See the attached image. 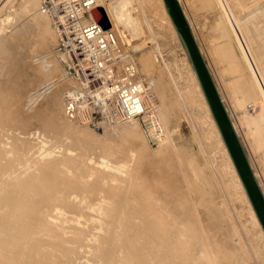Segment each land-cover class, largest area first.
<instances>
[{"label": "rangeland", "instance_id": "rangeland-1", "mask_svg": "<svg viewBox=\"0 0 264 264\" xmlns=\"http://www.w3.org/2000/svg\"><path fill=\"white\" fill-rule=\"evenodd\" d=\"M20 1L21 0H0V26H2L3 23H5L7 21L8 13L11 12V10H13L15 13H19V14L23 13L24 5L26 6V4L28 3V0H25L24 2H22L23 0L21 1L22 4L24 3V5H22L20 3ZM183 1H184L183 2L184 6L187 7L186 10H187L188 14L190 15L191 20L194 21L192 23L194 24V27H195L194 28L195 29L194 30L195 34L197 36L198 42L200 43V46H202V48H204L203 49L204 56H205L207 62L210 61V62H208V65L210 66V69H211V71L213 73V76H214L215 80H217L216 83L218 82L217 84H218V86L220 88L221 95L225 96V97L223 96L224 100L227 99L225 101V103H226L227 106L229 105L228 108H229L230 113L232 114V116L234 118L233 121H234L235 124L237 123V125H238V127L240 129L241 136H242L246 146H248L247 143H249V145L251 146V148L248 146V149L250 151V155L252 157L253 163L256 164V165L260 164V167L261 166L264 167V163L262 162L263 161L262 160L263 159V154L260 155V154H258L256 152L257 151L256 147L263 146V148H264V141L261 139V132L262 131H263V137H264V125L258 126L257 127V133H255L256 132V127L255 128L251 127L249 125V123H245V122L242 121V118L240 116V111L242 110L243 106H242L241 102H237V99H241V97L238 96V94L240 92H238V93H236L235 95L232 96L231 93H230L231 91L229 89V86H227V85H229V82L233 83L235 81L236 77L229 76L228 73H226V72H224L225 76L221 74V70H222L221 67H223V65H221V64L223 62H220L219 58H216V56L218 57V55L215 52H213L214 51L213 49H214V47H216V44H217V46H222V47H225V45H226V43H224V41H222V42L225 45L224 44L222 45L221 42H220L221 40L218 41V39H214V38H218L217 37V32L219 30V25H217V23H218L219 20L216 21L218 16H219L218 9L215 6V4L211 5V4L206 3L203 0H183ZM229 2L231 3L233 10L235 12L240 13L241 14L240 17L242 19H244V20L246 19L245 21L250 23V25L252 27V31L254 32V34H253L254 40L252 41V43L254 45L253 51L255 52V56L257 57L260 65L262 66V69L264 71V16H263L264 15V10H262V9H264V7H263L264 6V0H229ZM205 4L206 5L208 4L207 5V10L205 9L206 7L203 6ZM132 5L134 6L135 11L143 10V11H146V13L147 12H151V13L155 14L154 17L151 20H149V21H147V20L145 21L144 19L138 20L137 23H136L137 24L136 25V30L137 31L135 30L134 33H131L130 35H128L125 38L126 41L127 40H132V42L130 44V47L133 48L134 50H136V52H137V58H138L139 65H140L141 70H142V75H143V77H144V79L146 81V87H147V89H146V102H147V105H146V111H145V113L142 116L131 118V119H128V121H127V120H122L123 117L121 115H119V113L117 112V110H116V108L114 106H110L107 110L106 109L105 110L104 109L103 110L102 109L93 110L92 108L88 107L85 104V101L83 99L84 97L82 95V91H81L80 85H79V87H77V86L76 87H71L70 83H73V81L69 80V82H68L66 79L63 78V77H65L64 75L61 76L62 77V78H60L61 81H60V79H58L59 82L57 81V79H53L54 80V82H53V80L51 81L48 78H45L44 81L42 82L43 84L47 85V84L53 82L54 85L55 84H59V87L60 86H62V87L59 88L57 91H54L55 92V93L53 92L54 94L52 93L53 94V96H52L53 98H49L50 97L49 96L46 99L42 98V100L38 99L37 101H33V103L29 104L30 106L27 105L29 107V110H28V107L24 106L25 104L23 105V103H19V105H17L18 104L17 101H19L21 99V97L19 98V94H20V96H22V94L24 93V89H25V87L23 85H20V83H18V82H20V79L25 77V76H29L30 79L31 78L35 79L34 78L35 76L32 75V74H31L32 76L30 74L27 75L26 74L27 73L26 70H24V69L22 70V68H19L18 70L20 72L17 70L18 72L15 71V72L11 73L9 78L4 81V83L5 82L6 83L8 82V83L7 84L5 83L6 85L4 84L5 88L4 87L1 88L2 89L1 93L3 95V102H5V106H7V104H8V106L4 107V104H3V108H4L3 112H7V111L9 112L10 110H12V111L15 110V112H13L14 116L13 115H9L10 117H8V112L3 116V117L7 116V117L4 118L5 122H4V120H1V121H3L5 123L6 127L0 121V128H1L0 130H2V132L0 131V137H1L0 138V142L4 143V144L0 143V147H2L1 148L2 150L3 149L6 150L5 148L9 149L12 146H15L13 144H16V143H13V142H16L18 140L20 141V140H22L21 137H25V136L28 139H30V144L31 143L32 144L35 143V144H34V146L31 144L32 148L30 147L28 151H22L23 155L20 154V152H18V151H17L18 153L15 152L16 153L15 156L17 155L16 158H19L20 160L16 159L15 156L12 157V151L8 152L9 154L6 153V155H5V157H7V158L9 157V160H10L9 161L10 162L9 165L10 164L11 165L10 166L8 165L7 169L4 168V170L5 169L6 170L5 171L2 170V173H0L1 174L0 175V180L3 179V178L5 179V181L9 179L8 182L6 181V183H5L4 180H2L1 183L2 184L5 183L6 186L3 187L2 189L0 187V189L2 190V191L0 190L2 192V193L0 192V208H1L0 210H2L0 212V223H1V221H3L1 223L3 228H2V226H0L1 227L0 228V231H1L0 235L2 234L1 236H7V235H4V234H8L9 233L10 229H8L9 228L8 226H10L9 223L12 221L11 219L13 218V217H11L12 215L10 216L9 214H6V217L4 216L5 213H6V209H7L8 212H10V210H12L11 209L12 207H13V209L15 207H17L16 208V212H18L17 210H19V211L21 210L19 208H21L20 206H22V205H20V204H22L23 202L20 203L19 199H14V198L12 199V197L11 198L9 197L12 194L13 195L15 194V196H16V194L18 192H20V190L14 189V187L17 185L16 180H19V181L21 179L24 180V178L26 179V177L32 176L31 173H33V176L29 177V179L31 181H33L31 178H34L35 176L37 178H39V177L42 178V179L35 178L36 180L34 181V183L35 182L36 183H40V182L42 183L43 181H45V179L47 180V178H51L52 179L51 182L55 181V184L54 183H50V181L48 180L49 183L52 184V185L49 186L50 189L48 188V190H47L48 192H46V193H51V194H54L55 196H61L62 199L64 198L65 200L71 201V202H75V201L78 202L79 200L80 201L85 200V201H82V202L79 201L80 205L82 203L81 208L80 207L78 208L76 205H71V207L69 206L70 208L74 207V208H72V210L70 208L66 207V209H69L71 212L65 209V211H67L68 214L69 213L72 214V213L76 212L75 213L76 214L75 215L76 216L75 217V222H73V223L72 222H66L67 221L66 220L67 219L66 215L63 216L61 219H58V220L52 218L54 220H53V222L52 221L50 222L51 226H53V224H54V226H55V224L57 225L56 222H59L60 224L62 222L63 225L62 224L61 225H62L63 228H59L60 231H62L63 229H65V230L68 229L67 233H66L67 236H66V234L64 235V238L68 239V243L66 245L65 244H63V245H64V247L67 246L69 248L66 247L67 250L65 251L64 250L65 248L63 247L62 244L59 243L58 240L55 241V240L51 239L54 242L55 245H58V244L60 245L58 247L57 246H53L54 244L52 242H51V244H45L46 247L43 246L44 243H40V242L38 243L37 242L38 243V244L36 243L37 244V246H36L37 249L38 250L40 249V251H42L41 249H43V251L46 252L47 249H44V248H48V251L46 253H47V255H50V256H47L46 254H43L44 252H40V251H38L35 248L36 251L33 250V252L35 254L40 252L41 254L38 253V256H36L32 252V256H34V260H35L36 263H34V260H33V263H31V264H41V263L42 264H44V263L45 264H49V263L50 264H54L55 262L53 260H55V261L58 260L55 264H57V263L58 264H86V263L87 264H103L102 260L97 259L95 257L96 256L95 252L99 253V251H97L95 248L93 249L92 246L95 247V245H91V244H95V240H97V238H99L100 236H102V235L103 236L110 235L111 232L115 236V238H117L116 240L119 242L121 240L120 238H122L123 235H124L123 231L126 230V229L125 230H123V229L125 227H127V226H130V224H132V223L141 224L142 221L144 222L148 218H151V220L153 222H155L157 219L159 220L161 218L160 214H163L162 212H165L164 215L168 214V216H169L172 211H175V209H177V205H176L177 202L174 203L175 200L173 201L170 198H166L167 199L166 200V199H164L165 197L164 198L162 197V200H165V201H163V202L157 201L158 200L157 198H159V200H161V196H162V194H160L162 192L159 191L160 188H161L160 186H162L161 191H162L163 188L164 189H168V188L169 189H171V188L175 189L174 187H178V189H181V191L183 189L184 190L183 192H185L187 190L184 194H185L186 200L188 199L189 203H187L188 201H186V203L188 204V205H186L187 206L186 209L188 211L185 210V212H186V214L187 213H189V214H188V218H187V215L184 212L183 216L180 214L181 216H178L176 219H178L179 217L180 218L182 217L181 218L182 221L184 219L186 221V222L184 221L185 223L183 222L182 224H186L187 223V224H189V226H187V227H191L192 226L190 229H193L192 231H186V233L188 232V233L191 234L192 238L190 237L189 234H188L189 237L188 236L185 237L186 236L185 233L184 234L183 233L180 234V232H182L183 230L182 231L180 230V232H179V236L180 237L182 235H184L183 237H185V238L181 237L182 239H185V240L187 239L188 240V238L189 239L191 238L190 241L188 240L189 241L188 246H186L188 248L182 247V249L184 248V250L187 249L186 252H184L182 250L183 253H187L188 250L189 251L195 250L194 251L195 254L193 256L190 255L191 257L189 256L190 259L189 258L186 259V261H187L186 263H188L189 260L190 261L191 260H195L197 264H199V263L202 264V262H203L202 260H204V261L207 260L206 262L210 261L209 264L210 263L211 264L212 263L215 264V262H216V264H221V263H223V264H264V242H263L264 239H263V236L261 235V233H260V231L258 229L259 227L257 226L254 218L252 217V213H251L250 207H248L249 203H248V201H247V199H246V197L244 195V192L242 190L241 185H239L240 183L238 182V180H237V178H236V176L234 174V171H233V168H232L231 163L229 161L228 155L226 154L225 150L223 149L222 142H220L218 136L216 135V131L214 129V126H213V124H211L212 122L209 121L210 117H209V114H207L208 112H207V109H206V105H205L204 99L202 100L200 95H199V89L197 87L195 79L193 78L190 65L188 64V62L186 60V56H185V54H184V52L182 50L180 42L177 39L175 31L173 30V27L170 24V21L168 20L167 13L162 10V7L160 5L159 0H134V4H132ZM208 6H210L211 8L208 7ZM212 6L214 8H212ZM17 8L18 9L21 8V9L18 10ZM210 9H212V10H210ZM210 11L211 12L213 11L214 13L211 14ZM260 11H262L263 13L260 12ZM93 13H94V11H93ZM147 14H148V16H150L149 13H147ZM215 17H217V18L215 19ZM214 24L218 28H216L214 26ZM211 30L213 32H215L216 35L214 33H212ZM261 30L263 32H261L259 34V31H261ZM2 39L3 38L0 37V40H2ZM211 51L213 52V54L211 53ZM210 53L212 54L211 56H210ZM217 59H218L219 63L217 62ZM67 63H68V60H67ZM211 64H212V67H211ZM68 68H70L71 71L73 72L71 61H70V66H69V63H68ZM46 79H47V81H46ZM62 79H64L65 81L64 80L62 81ZM220 79H221V81H220ZM14 82H15L16 86L13 85L14 87H12L11 84L14 83ZM63 82H64V84H63ZM17 86H19L20 89ZM70 87H71V89H70ZM222 87H223V90H225V89L227 90V91L225 90L226 92L224 91L225 94H223V92H222L223 91L221 89ZM225 87H227V88H225ZM72 88L74 90H76V91H74ZM76 88L79 89V90H77ZM15 89H17V90H15ZM5 90H7V91L5 92ZM22 90H23V92H22ZM25 91H26V89H25ZM11 92H12V95H11ZM27 94L28 93H26L25 95H27ZM227 94L229 95V97H228ZM16 95H17L18 98H16ZM6 96H8V98L11 97V96L12 97L15 96L14 97V101L15 102L13 101V99L11 97V98L8 99V103H7ZM58 97H60V98H58ZM230 98H231L232 101L230 100ZM4 99H6V100H4ZM58 99H59L60 104L63 105L64 107H61V106L57 105L58 103H56V102L58 101ZM235 99H236V104H235ZM10 100L13 101V102H11ZM242 100H243V97H242ZM62 101H63L64 104H62ZM227 101L229 102V104H228ZM164 102H165V104H164ZM14 104H16V105L13 108L12 106H14ZM20 104H21V106H20ZM38 105H40V107H42L43 110H42V108L38 109V107H37ZM166 105H167V107H166ZM16 106H17V109H16ZM31 106L34 107V109L37 107L35 109V111L37 110L36 113L38 111H40V110L42 111V112L40 111L41 115H39L40 114L39 112H38V114L35 113V115L38 116V118L40 117V119H36V116L34 115L35 111H34L33 108H31ZM21 108L23 109L22 111H21ZM31 109H33V110H31ZM18 110H20V111H18ZM24 110H25V112H24ZM27 110H28V112H27ZM12 111H10V112H12ZM110 111H112V113H113L112 116L109 114ZM16 112H19V114H20L19 117L17 116L18 113L16 114ZM31 112H33V113L31 114ZM43 112L45 114H43ZM94 112H96V113H94ZM25 113H28V114L30 113L29 114V118H31L32 120H29L27 118V119H24L22 121V119L25 118L23 115L28 117ZM106 113H108V114H106ZM144 115L145 116L147 115V116L145 117ZM11 116L13 118L14 117L17 118L18 121L16 120V118H14L16 120V124L14 123L15 121H14V119ZM20 116H23V117H20ZM30 116L34 117L35 120H33L34 118H32ZM43 116H45L46 118H44ZM47 116H49L51 118H49ZM148 116H149L150 119H148ZM168 116H169V118H168ZM208 117H209V119H208ZM43 119H46V120H43ZM147 119H148L149 122L147 121ZM6 120L8 122H6ZM51 120L52 121L54 120L53 123H55V125L53 123H51L53 125L50 124ZM24 121H26L28 123L25 122L26 123L25 124ZM42 121L44 122V124H43ZM150 121H152V123ZM153 122L155 124H153ZM242 122L244 124H242ZM13 123H14V125H16V127L13 126ZM17 123H18V125H17ZM21 123L23 125H25V127L27 129L26 128H22L21 127L22 126ZM47 124L50 127L53 126V128L55 130H53V128H50V127L46 126ZM57 124H58V126H57ZM61 124H62V126H61ZM142 124H145V125L142 127ZM19 125H20V127H18ZM119 125H122L124 127L122 128V126L120 127ZM9 126H11L12 130L7 128ZM58 127H60V128H58ZM125 127H127V129ZM152 127H153L154 130L152 129ZM5 128H7L8 131H10V132L4 133V130H5V132L7 130ZM143 128L145 130H143ZM24 129H26V130H24ZM140 129H142V130L140 131ZM150 129H152V131ZM21 130H22V132H21ZM126 130H128V131H126ZM253 130H255V132ZM23 131H27V132L25 133ZM162 131H164V133ZM11 132L13 134H11L10 137H9L8 135ZM130 132H131V134H130ZM158 132H159V135H157ZM17 133H18V136L20 135L19 137L17 136ZM151 133L155 134V136H153ZM13 135H15V136H13ZM129 135H131V136H129ZM245 135H246V137H245ZM150 136H152V137H150ZM4 137H5V139H4ZM93 137L95 138V141H94V144H92V146H91V143H92L91 142V138H93ZM123 137H124V139H123ZM126 137L128 138L129 141L127 140ZM130 137L132 138L131 140H130ZM139 137H141V138H139ZM102 138H103V140H102ZM79 139H80V141H79ZM5 140H6V142H5ZM106 140H107L108 143L109 142L111 144L115 143L116 147H119V143H120V148H119L117 154L120 152L119 155L123 154V157L125 156V158L123 159L122 156H121L122 157L121 158L120 156H118L116 154L117 155V156L115 155L116 157L113 156V158H114L113 161L114 162L117 161L116 164H119V162L120 163H124L123 167L125 169H122V168L120 169L122 174H124V175H126L127 173H128L127 175H129V173L131 174V171L129 169L132 170L133 166H135L136 164L138 165V163H136V162L138 161L139 158H141L139 156L143 155L144 157H146L148 159V161L150 159L153 160V163L151 162L152 163L151 165H153V166H151V169L154 168V170H152V172L154 171L153 173H155V174H153L151 172V169L148 168V170L150 169V171H148L149 172L148 176L150 177V180H151V177H152V180H154V179L162 176V177L158 178L157 180H154V181L151 180L152 182H154V185L152 184L153 189L150 186L149 187L143 186V187H145V188H143L141 184H140L141 186L137 184L138 180H136V178H137V175L139 173L133 171L134 170L133 169L132 172L133 173L135 172L136 178L135 179L134 178H130V182L128 180V182H129L128 185H129V189L130 190L127 189L128 191H126L125 193L121 192V195L125 194V196H126V194H127L126 198H128L129 202H128L127 199H125V200L122 199L123 202H121L122 200H120V199L122 197L121 198L119 197L120 198L119 201L122 203V205H123L124 201L127 202V203L125 202L124 205L125 204H128V205H125V206L123 205V207H121V205L119 206V204L117 205V203L116 204L112 203L113 206L110 204V209H109L110 215H107L109 213H106L105 215H103L98 210L100 208L99 205L101 204V202L103 203V201L106 198V197H104L105 194L107 195V192L102 190L103 188L105 189V186L104 187H99L98 186V188H100V189H98V188H96L97 186L94 187V185H91V183H92L91 181H93L95 179V177H94L95 175H92V174H90L88 172V170H89L88 166L89 165H97V163H95V162L97 160H101V157L103 155H108L109 157H111L110 156L111 154H107V153L102 151V145L104 144V142L106 143ZM142 140H143V142H142ZM8 141H9V143H8ZM256 141L258 142V144L255 146ZM10 142L13 143V144H11ZM87 142H88V144H87ZM97 144H98V146H97ZM122 144H125V145H122ZM138 144H141V147ZM129 145H131V146H129ZM132 145H133V147L134 146H138V149L135 147L137 150L135 148H133L134 150L133 149L128 150V148H130V147L132 148ZM167 145H169V147H166ZM37 148H40V149H37ZM139 148H140V150H139ZM163 148H164V151H163ZM168 148L172 150V154L173 155L172 154L171 155L173 157L171 155H168L171 152V150H169L170 152L168 153ZM42 150L44 152H42ZM126 150H127V152H126ZM137 151L140 152V153H138ZM141 151L144 152V153H142ZM102 153H105V154H102ZM19 154L21 156H19ZM99 154H101L102 156H100ZM146 154L147 155L150 154V155L147 156ZM31 155H33V159H32ZM69 155H71L72 158ZM46 156H49V157H46ZM58 156H59V158H58ZM64 156L66 158H64ZM136 156H137L138 159H135ZM158 156H159V158H157ZM39 157H40V159H39ZM76 157H77L78 160L76 159ZM93 157L96 158V159H94ZM119 157H120V159H119ZM163 157L164 158L173 159V160L175 159L174 162L176 163L175 164L176 167L172 168L173 169L172 170V169H170V166H168V171H167V163H168V161L166 162V160L163 159ZM170 157H172V158H170ZM26 158L28 159V161H26ZM46 158L48 160H51V161L53 159L56 160L55 161L56 163L61 164L60 167L65 165L64 167H62L63 169L62 168H58L61 171H59L58 169H56L58 171L55 170L56 174L58 175L57 177H56L55 171L54 172L52 171L54 174L50 170L48 171V169H49L48 165L46 166V167H48V169L47 168H38V167H40V165H39L40 163L39 162H41L42 160H45L46 163L50 162V161H47ZM56 158H58V159H56ZM79 158L81 159V161H79L80 160ZM14 159H16V160H14ZM35 159H37L38 161L35 160ZM126 159H128V161L130 159V161H129L130 163ZM58 160H60L61 163ZM3 161H5V160H3ZM11 161H14V162L11 163ZM15 161H17L18 164ZM18 161L20 162V164H19ZM64 161H66V163ZM72 161H73V163H72ZM74 161H75L76 164L74 163ZM78 161L80 163H78ZM156 161H158V162L156 163ZM160 162H162V163L164 162V165L166 163L165 167L161 166L162 164ZM70 163H72V164H70ZM22 164H24V165H22ZM130 164H132V166ZM156 164H159L160 169H157L156 166H158V165H156ZM70 165H72V166H70ZM82 165L84 167L86 166L87 170ZM126 165L128 166V168L126 167ZM13 166H15V168ZM79 166H81V168ZM23 167H25V168H23ZM82 167H83V169H82ZM77 168L80 171L82 170L81 172H83L85 170L83 172L84 175L81 174V172H78L79 170ZM39 169H41V170H39ZM260 169L264 170V168H260ZM8 170H9L10 173L9 172L7 173ZM128 170L130 172H128ZM39 171L41 173L44 172L43 173L44 175L42 174L43 177L40 176L41 174H40ZM47 171L51 172V173H48ZM169 171H173L171 175H169V173H170ZM3 172H6V174H4ZM85 172L87 174L89 173L90 175L89 174L86 175ZM158 172H160V173L163 172V173L161 175L159 173V175H160L159 176ZM166 172H168V174H166ZM34 173H35V175H34ZM63 173L64 174L66 173V174L64 175ZM150 173H152L153 176H155V177L153 178V176ZM2 174H3V177H2ZM36 174H40V175L37 176ZM73 174H75V176ZM175 174H176V176H175ZM66 175H68V176H66ZM44 176H46V177H44ZM53 176H55L56 178H54ZM60 176L62 178L64 177L62 181L59 180V178L62 179ZM71 176H72L73 179H71ZM13 177H14V179H13ZM15 177H17V178H15ZM19 177H20V179H19ZM67 177H70V178H67ZM175 177H177V179ZM262 177H263V181H262L263 183L262 184L264 185V175ZM43 178H44V180H43ZM76 178H78V179H76ZM87 178H89V179H87ZM53 179H55V180H53ZM68 179H70V181L72 180L71 182L75 181V183L73 182L71 184V182ZM10 180H12V181L10 182ZM37 180L38 181L41 180V181L38 182ZM77 180H79L80 182L77 181ZM19 181H18V184H20ZM68 181L70 183H68ZM86 181H88V182L86 183ZM164 181H165V183H166V181L168 183L164 184ZM203 181H205V182H203ZM77 182H79V186H81V187L78 188V183ZM169 182H170V184H169ZM11 183H13V185ZM14 183H16V184L14 185ZM63 183H64V186H63ZM56 184H58V185L56 186ZM67 184L69 186L70 185L71 186L69 187ZM75 184H76V186H75ZM89 184L91 185V187L93 186L94 189L93 188L91 189ZM123 184H124V181H121V183L119 182L118 185L122 186ZM133 184H134V186H133ZM155 184L157 186L159 185L158 186L159 190L156 189L157 186ZM54 185H55L56 188L58 187L57 191H56V188L53 187ZM72 185L75 186V187L73 188ZM165 185L167 186V188H166ZM60 186H62V187H60ZM154 186H155V189H154ZM51 187L55 191L52 192ZM59 187L61 189H59ZM68 187H69V189H67ZM200 187L203 188V189H200ZM70 188H71V191H70ZM149 188H150V190H149ZM72 189L79 190V192H80V189H81V192L83 191V193L81 194V192H80V194L78 195L76 192H74V190L72 191ZM88 189H89V194L90 195H88ZM144 189H145V192H144ZM49 190H51V191H49ZM66 190H67V192H65ZM94 190H96V191H94ZM120 190L123 191L124 190L123 187L122 188L120 187ZM146 190H147V192H146ZM152 190H153V195L151 197L152 193H148V192H151ZM155 190H158V191H156L157 193L155 192ZM201 190L206 191V194L204 192H202ZM68 191L70 192V194H69ZM138 191L140 192V194L136 195L135 193H137ZM21 192L19 194H21ZM94 192H96V194ZM142 192H144L146 194H143ZM201 192H202V194H201ZM65 193H67V194H65ZM91 193H92L93 197L91 196ZM103 193H105V194H103ZM155 194H156V196H154ZM158 194H160L161 196H159ZM200 194H201V196H200ZM129 195H130V197H129ZM142 195H144V196L142 197ZM157 195H158V197H157ZM186 195H188V196H186ZM5 196L8 198V200L7 199L4 200V198H6ZM72 196L73 197L75 196V197L73 198ZM88 196H90V198ZM99 196L100 197L103 196V197L100 198ZM145 196H147V197H145ZM80 197H81L82 200L80 199ZM98 197H99L100 201H99ZM75 198L78 199V200H76ZM91 198H92V201L94 202L93 205H92V201L90 200ZM102 198H104V199H102ZM130 198H133V199L131 200ZM203 198H204V200H203ZM6 200H7V202H6ZM14 200L17 201V206H15L16 202ZM106 200H110V202H114V203H115V201H117V200L113 201L110 198L106 199ZM133 200H134V202H133ZM144 200H148V201H146V203L149 202V201L152 202V203L151 202H149V203L152 204L153 210L151 209V207L150 208L146 207L147 210H148V213H147L146 208H143L144 206L139 207L140 205H143L145 203ZM11 201H13V203ZM136 201L139 202V205H136V204H138V202L136 203ZM141 201H143V202H141ZM84 202L87 205L83 204ZM153 202H155L156 204L153 203ZM158 202L163 203V206H164V204H165V206L167 204V203H164V202H168V204L170 203L169 204V209L166 211L165 209H163L162 204H160ZM8 204H10L12 206H10ZM151 204H150V206H151ZM158 204H160V206ZM168 204H167V207H168ZM83 205L86 206V207H83ZM91 205H92V207H91ZM97 206L99 208H97ZM111 206L112 207L116 206L117 208L116 207L115 208L118 211L121 210V212H122V213L119 212L117 215H115V216H122V217H120L117 220L118 222H116L115 218L112 217V216H114V213L117 212V211H116L115 208L111 209L112 208ZM156 206H158V207H156ZM170 207H171V209H170ZM54 208H58L56 210H59L60 207L55 206ZM77 208L79 209V211H78ZM118 208H120V209H118ZM133 208H135V209H133ZM141 208L146 210V212L144 210H141ZM154 208L155 209L159 208L160 210L162 208L163 211L161 210L162 212L160 213L159 209L157 211V210H154ZM22 210H25V211L23 212ZM22 210H21L20 213H23V214L27 211L26 208H24V207L22 208ZM170 210H172V211H170ZM210 210L215 211L217 214L214 213L213 211H210ZM14 211H15V209H14ZM111 211H113V212H111ZM142 211H143V213H142ZM149 211L150 212L152 211L153 212L152 214H154V215H155V211L158 214H156L154 216L151 213H149ZM208 211H210L211 216L208 213ZM217 211H219L220 213L217 212ZM166 212H167V214H166ZM205 212H206L207 215L204 214ZM211 212H213V213H211ZM1 213H3V214H1ZM52 213L55 214V211L54 212L52 211ZM97 213H98V215H97ZM131 213L133 214L134 217L131 215ZM119 214H122V215H119ZM146 214L147 215L150 214L152 216L149 215V217H148ZM173 214H176V213L174 212ZM192 214H193V216H192ZM214 214L216 215V217H215ZM1 215H2V218H1ZM129 215H131V217ZM141 215H144L145 217H143ZM20 216H21V214H20ZM190 216H192V217H190ZM213 216L215 218H217V219H214ZM156 217H158V218H156ZM183 217H184V219H183ZM5 218H7V219L9 218L8 219L9 223L7 222V220H5ZM76 218H79V219L76 220ZM110 218H112V220ZM21 219L23 220L24 218H21ZM213 219H214V222H213ZM55 220H56V222H55ZM78 220H80V221H78ZM113 220H115V221H113ZM215 220H217V223H216ZM112 221L115 224V226H114L115 228L112 227L113 228L112 231H108L107 230V232H106L105 229H106V226H107L108 222H112ZM126 221H127V223H126ZM128 221H129L130 224L128 223ZM174 222L177 223L176 221H174ZM74 224L78 228L80 227V233H81V236H79V240L77 238L75 241L72 239L73 230H74V226L73 225ZM6 225H8V226H6ZM66 225H68V226H66ZM84 225H86V226H84ZM109 225H110V223L108 224V227H109ZM122 225L124 226L123 228H122ZM176 225H178V224H176ZM176 225L175 224L174 225H169L170 227L169 226L168 227L170 229H174L175 228L173 231L176 233V231H175V230H177L176 229L177 228ZM103 226H105V227H103ZM178 227H180V226H178ZM5 228H7L8 230H6ZM197 228H199V229H197ZM1 229H4L3 230L4 232ZM36 230H37V232H39L40 228H36ZM69 230H71V232ZM75 230H76V228H75ZM91 231H92V233H90ZM98 233L99 234L101 233V234L99 235ZM225 233H226V235H225ZM35 235H36L37 238L40 237L39 239L41 240L40 233L39 234L36 233ZM140 235H141V239L142 240H140ZM140 235L137 234V236H136L137 239L133 240V238H131L132 240L130 239V241H137V242H135V244L137 245V243H138L137 247H139V245H140L141 247H139V248L140 249L142 248L141 249L142 251H144V250L146 252H150L151 251L150 254L158 252V250L155 251L153 246L150 245V243H149L150 241L149 240L151 238L148 239V238L144 237V235H142V234H140ZM227 237H229V239ZM37 238L35 240H37ZM143 238H145V239H143ZM146 239H147V241H146ZM69 240H72V241L70 242ZM80 240H82V241H80ZM85 241L86 242L88 241L87 244H86ZM138 241H140V242H138ZM55 242H57V243H55ZM147 243H149V244H147ZM112 244L113 243H111V246H110L109 249H111V247H112V249H116L118 247L117 245H115V247L113 248ZM49 245H50V247H48ZM77 245L78 246L80 245V246L78 247ZM194 245L196 246V248H198L197 250H199L197 253L198 254H202V255L196 254L197 250H196ZM129 246H130V244H129ZM191 246H192V248H191ZM53 247H54V249H53ZM56 247L58 249H56ZM76 247H78V248H76ZM193 247L195 249H193ZM190 248H191V250H190ZM215 248H216V250H215ZM60 249H62V252H61ZM69 249L70 250L72 249L71 250L72 252H70ZM17 250L22 251L23 248H19ZM59 250H60V253H59ZM50 251H52L54 253H51ZM182 251H180V252L182 253ZM200 251H202V252L199 253ZM73 252L75 254H71ZM77 252H79V254ZM85 252L87 254H89V255L85 254ZM16 254L12 258L13 260H16V261H14V263L15 264H22V261H23L22 257L18 256L19 253L17 255ZM82 254H84V255H82ZM209 254H210V257H209ZM58 255H61L60 257H63V258L60 259ZM207 257L210 258L209 261H208ZM39 258H41V259H39ZM64 258H66V259H64ZM205 258H206V260H205ZM147 259H148L147 257H143L142 261L145 260L144 261V262H146L145 264H148L147 263ZM39 260H41V261H39ZM48 260H50V261H48ZM60 260H62V261H60ZM68 261H70V262H68ZM144 262H143V264H144ZM153 262H154V260L152 261V263ZM191 262H194V261H191ZM191 262H190V264H192ZM206 262L204 264H207ZM114 263H116V262H114ZM194 264H195V262H194Z\"/></svg>", "mask_w": 264, "mask_h": 264}, {"label": "bare ground", "instance_id": "bare-ground-1", "mask_svg": "<svg viewBox=\"0 0 264 264\" xmlns=\"http://www.w3.org/2000/svg\"><path fill=\"white\" fill-rule=\"evenodd\" d=\"M22 1V0H21ZM20 1V3L22 4V2H24L25 0H23L22 2ZM103 1V3H101V5L102 6H104L105 7V11H106V17L107 16H109V18L111 19V22L116 26V28H118V33H119V36H120V38H121V40L123 41V43L126 45V46H130V44L129 43H126V40H125V38L128 36V35H130L131 33H134L135 32V30H136V23H137V21L138 20H140V19H144L145 21L147 20V21H149V20H151L153 17H154V15L155 14H153V13H151V12H147V13H149V15L150 16H148V14L146 13V11H143V10H140V11H135V8H134V6L132 5V4H134V0H102ZM181 1V3H182V5H183V7H184V10H185V12H186V14H187V16H188V18H189V20H190V23H191V25H192V28H193V30H195L194 28V24L192 23V22H194V21H192L191 20V18H190V15L188 14V12H187V10H186V8L187 7H185L184 6V1L183 0H180ZM203 1H205L206 3H208V4H211V5H213V4H215V6L217 7V9H218V14H219V16H218V18L217 17H215V19L217 18V20L216 21H218V23H217V25H219V30H218V32H217V37L218 38H214V39H218V41L219 40H221L220 42H221V44L223 45L224 43H226V45H225V47H222V46H217V44H216V47H214V51L213 52H215L217 55H218V57L216 56V58H219V60H220V62H223L221 65H223V67H221L222 68V70H221V74L222 75H224L225 76V73L224 72H226V73H228V75L229 76H232V77H236L235 78V81L232 83H230L229 82V85H227V86H229V89H230V93H231V95L233 96V95H235L236 93H238V92H240L239 94H238V96H240L241 97V99H237V102H241V104H242V110L240 111V116H241V118H242V121L243 122H245V123H249V125L251 126V127H256V132H255V130H253L255 133H257V127L258 126H262V125H264V71H263V69H262V66L260 65V63H259V61H258V59H257V57L255 56V52L253 51V47H254V45H253V43H252V41L254 40V38H253V34H254V32L252 31V27H251V25H250V23L249 22H246L244 19H242L241 17H240V13H238V12H235L234 10H233V8H232V5H231V3L229 2V0H203ZM27 2V1H26ZM159 2H160V5H161V7H162V10L164 11V12H166L167 13V15H168V20L170 21V24L172 25V27H173V30L175 31V34H176V36H177V39H178V41L180 42V44H181V47H182V50H183V52H184V54H185V56H186V60H187V62H188V64L190 65V68H191V71H192V75H193V78L195 79V81H196V84H197V87H198V89H199V95H200V97H201V99L203 100L204 99V102H205V105H206V109H207V114H209V117H210V119H209V117H208V119H209V121H211L212 123L211 124H213V126H214V129H215V131H216V135L218 136V138H219V140H220V142H222V145H223V149L225 150V152H226V154L228 155V158H229V161H230V163H231V166H232V168H233V171H234V174H235V176H236V178H237V180H238V182L240 183L239 185H241V187H242V190H243V192H244V195H245V197H246V199H247V201H248V203H249V206L248 207H250V210H251V213H252V217L254 218V220H255V222H256V224H257V226L259 227L258 229H259V231H260V233H261V235L263 236V239H264V230H263V228H262V225H261V223H260V221H259V219H258V217H257V215H256V212H255V210H254V208H253V206H252V204H251V201H250V199H249V197H248V194H247V192H246V189H245V187H244V184H243V182H242V180H241V178H240V175H239V173H238V171H237V169H236V167H235V165H234V162H233V160H232V158H231V156H230V153H229V151H228V148H227V146H226V144H225V142H224V140H223V138H222V135H221V133H220V130H219V128H218V125H217V123H216V121H215V119H214V117H213V115H212V112H211V110H210V107H209V104H208V102H207V99H206V97H205V95H204V92H203V90H202V87H201V84H200V82H199V80H198V77H197V75H196V72H195V70H194V68H193V65H192V63H191V60H190V58H189V56H188V52H187V50H186V48H185V46H184V44L182 43V40H181V38H180V36H179V34H178V32H177V30H176V28H175V26H174V23H173V21H172V19H171V17L169 16V14H168V12H167V10H166V7H165V3H164V0H159ZM255 3V2H254ZM143 4V3H142ZM207 4V5H208ZM258 4V3H257ZM22 5H24V3L22 4ZM146 5V4H145ZM149 5V4H148ZM207 5L205 4V5H203V6H205L206 8V10H207ZM21 6V5H20ZM202 6V7H203ZM208 7H210V6H208ZM264 7V6H263ZM211 8V7H210ZM212 8H214L213 6H212ZM258 8V7H257ZM18 9V8H17ZM19 9H21V8H19ZM18 9V10H19ZM104 9V8H103ZM209 9V8H208ZM15 10V9H14ZM210 10H212V9H210ZM214 10V9H213ZM262 10H264V9H262ZM17 11V10H16ZM205 11V10H204ZM217 11V10H216ZM211 12V11H210ZM260 12H262V11H260ZM212 13H214L213 11L211 12V14ZM263 13V12H262ZM14 14V15H13ZM216 14V13H215ZM94 15V14H93ZM263 15V14H262ZM214 16V15H213ZM216 16V15H215ZM264 16V15H263ZM95 18V17H94ZM108 18V17H107ZM156 18V17H155ZM212 19V18H211ZM248 21V20H247ZM212 23V22H211ZM214 23V22H213ZM216 24V23H215ZM215 24H214V26H215ZM213 26V27H214ZM1 28H0V37H2L3 39L2 40H0V121L1 120H4V118L5 117H7V116H5V117H3L7 112H3V104H4V107H7L8 106V99L9 98H11V97H9L8 98V96H6V98H7V106H5V102H3V95H2V93H1V91H2V89L1 88H3L4 87V84L6 83H4V81L6 80V79H8L9 78V76L11 75V73H13V72H15V71H17L19 68H22V70L24 69V70H26V74L28 75V74H32V75H34L35 77V79H30L29 78V76H25V77H23V78H21L20 79V82H18V83H20V85H23L24 87H25V89H26V91H25V89H24V93L22 94V96H20V94H19V98L21 97V99L19 100V101H17L18 102V104L17 105H19V103H23V105L24 106H27V105H29V104H31V103H33V101H37L38 99H41L42 100V98H44V99H46V98H48L49 96V98H53L52 96H53V94L55 93L54 91H57L59 88H61L62 86H60L59 87V84H53V82H54V80L53 79H57V81H58V79H60V78H62L61 76H65V77H63L64 79H66L68 82H69V80L70 81H73V83H70L71 84V87H79V85H80V87H81V91H82V86H81V83L77 80V78L75 77V75H74V73L71 71V67L70 68H68V63H69V66H70V59H69V55H68V53H67V51L66 50H64L61 46H60V42H59V39H58V35H57V33H56V31L54 30V28H53V26H52V24H51V21H50V19H49V17H48V15H47V13H46V10H45V8H44V4H43V1L42 0H28V3L26 4V6L24 5V9H23V13H21V14H19V13H15L13 10H11V12H9L8 13V16H7V21L5 22V23H3V25L2 26H0ZM138 27V26H137ZM216 28H218L217 26H215ZM214 30V29H213ZM137 31V30H136ZM212 31V30H211ZM195 32V31H194ZM261 32H263L262 30L261 31H259V34L261 33ZM212 33H214L215 34V32H213L212 31ZM213 34V35H214ZM196 35V34H195ZM216 35V34H215ZM197 37V36H196ZM214 37V36H213ZM216 37V36H215ZM222 41H224V43L222 42ZM214 42V41H213ZM217 42V41H216ZM200 44V43H199ZM220 44V45H221ZM201 47V49H202V51H203V49L204 48H202V46H200ZM211 47V46H210ZM209 47V48H210ZM209 52V51H208ZM213 52L211 51V53L213 54ZM203 53H204V51H203ZM210 53V56L212 55ZM215 55V54H214ZM207 57V56H206ZM214 57V56H213ZM208 58V57H207ZM215 58V59H216ZM214 59V58H213ZM67 60H68V63H67ZM209 60V59H208ZM137 62H138V65H139V61H138V58H137ZM208 62H210V61H208ZM217 62L219 63V61H218V59H217ZM217 64V63H216ZM139 67H140V65H139ZM210 67V66H209ZM211 67H212V64H211ZM21 70V71H22ZM19 71V70H18ZM17 71V72H18ZM140 71H141V74H142V70H141V67H140ZM219 71V70H218ZM20 72V71H19ZM215 72V71H214ZM220 73V72H219ZM20 74V73H19ZM213 74V73H212ZM216 74V73H215ZM218 74V73H217ZM31 75V76H32ZM220 75V74H219ZM221 75V76H222ZM143 76V75H142ZM216 76V75H215ZM218 76V75H217ZM220 76V77H221ZM16 77V76H15ZM219 77V78H220ZM12 78V77H11ZM45 78H48L49 80H53V82H51V83H49V84H47V85H45V84H43L42 82L44 81V79ZM64 79H62V81L64 80ZM217 79V78H216ZM231 79V78H230ZM16 81V80H15ZM46 81H47V79H46ZM60 81H61V79H60ZM65 81V80H64ZM217 81V80H216ZM220 81H221V79H220ZM11 82V81H10ZM59 82V81H58ZM8 83V82H7ZM6 83V84H7ZM218 83V82H217ZM222 83V82H221ZM5 84V85H6ZM63 84H64V82H63ZM62 84V85H63ZM66 84V83H65ZM224 84V83H223ZM12 85V87H14V86H16V84H15V82L14 83H12L11 84ZM14 85V86H13ZM68 85V84H67ZM218 85V84H217ZM221 85V84H220ZM226 85V84H225ZM224 85V86H225ZM22 86V87H23ZM222 86V85H221ZM220 86V87H221ZM223 86V87H224ZM18 88H19V86H17ZM71 87H70V89H71ZM219 87V86H218ZM223 87L221 88L222 90H223ZM5 88V87H4ZM67 88V87H66ZM225 88H227V87H225ZM7 89V88H6ZM20 89V88H19ZM73 89V88H72ZM77 89V88H76ZM13 90V89H12ZM11 90V91H12ZM15 90H17V89H15ZM14 90V91H15ZM74 90V89H73ZM77 90H79V89H77ZM219 90H220V88H219ZM226 90V89H225ZM225 90H223L222 92H223V94H225V92L227 91H225ZM7 90H5V92H6ZM67 91V90H66ZM74 91H76V90H74ZM73 91V92H74ZM225 91V92H224ZM229 91V90H228ZM10 92V91H9ZM13 92V91H12ZM12 92H11V95H12ZM22 92H23V90H22ZM21 92V93H22ZM54 92V93H53ZM64 92V91H63ZM221 92V91H220ZM15 93V92H14ZM13 93V94H14ZM17 93V92H16ZM26 93H28L27 95H25ZM53 93V94H52ZM59 93V92H58ZM8 94V93H7ZM6 94V95H7ZM17 94V95H18ZM57 94V93H56ZM17 95H16V98H18L17 97ZM63 95V94H62ZM228 95V94H227ZM10 96V95H9ZM58 96V95H57ZM224 96V95H223ZM222 96V98H223V100H224V97ZM14 97L15 96H13L12 97V99H13V101H14ZM63 97V96H62ZM61 97V98H62ZM83 97H84V95H83ZM228 97H229V95H228ZM242 97H243V100H242ZM58 98H60V97H58ZM63 99V98H62ZM84 99V101H85V104L88 106V107H90V108H92L93 110H97V109H95L96 108V106H95V104H94V102H92L91 100H90V97H84L83 98ZM4 100H6V99H4ZM18 100V99H17ZM227 100V99H226ZM226 100H224V102L226 101ZM230 100H231V98H230ZM11 101V100H10ZM13 101H11V102H13ZM66 101V100H65ZM232 101V100H231ZM10 102V103H11ZM15 102V101H14ZM40 102V101H39ZM228 102V101H227ZM36 103V102H35ZM56 103H58L57 105H59V106H61V107H64L63 105H61L60 104V102H59V99H58V101L56 102ZM231 103V102H230ZM37 104V103H36ZM39 104V103H38ZM62 104H64L63 103V101H62ZM66 104V103H65ZM164 104H165V102H164ZM226 104V103H225ZM228 104H229V102H228ZM235 104H236V99H235ZM13 105V104H12ZM11 105V106H12ZM15 105L16 104H14V106H12L13 108L15 107ZM22 105V106H23ZM42 105V104H41ZM204 105V106H205ZM20 106H21V104H20ZM19 106V107H20ZM23 106V107H24ZM30 106V105H29ZM33 106V105H32ZM31 106V108H33L34 109V107H32ZM44 106V105H43ZM105 107H104V110L106 109H108L110 106H114V102L113 101H106V104L104 105ZM227 106V105H226ZM229 106V105H228ZM228 106H227V108H228ZM22 107V108H23ZM28 107V106H27ZM38 107V109L40 108H42V107H40V105H38L37 106ZM36 107V108H37ZM166 107H167V105H166ZM12 108V109H13ZM21 108V111L23 110ZM35 108V109H36ZM45 108V107H44ZM16 109H17V106H16ZM19 109V108H18ZM26 109V108H25ZM33 109H31V110H33ZM35 109H34V111H35ZM28 110H29V107H28ZM28 110H27V112H28ZM42 110H43V108H42ZM46 110V109H45ZM64 110V109H63ZM5 111V110H4ZM10 111H12V110H10ZM8 112V117H10L9 115H13V112H15V110L14 111H12V112ZM17 111V110H16ZM18 111H20V110H18ZM37 111V110H36ZM36 111L34 112V115H35V113H36ZM41 111V110H40ZM40 111H38L39 113H40ZM228 111H229V113H230V110H229V108H228ZM24 112H25V110H24ZM38 112L36 113V114H38ZM42 112V111H41ZM165 112V111H164ZM167 112V111H166ZM232 112V111H231ZM18 113V117H19V112H16V114ZM21 113V112H20ZM33 112H31V114H32ZM64 113V112H63ZM15 114V113H14ZM28 117H26L25 115H23L25 118H23L22 119V121L24 120V119H29V120H32L31 118H29V114L28 113H25ZM43 114H45L44 112H43ZM48 114V113H47ZM106 114H108V113H106ZM109 114L112 116L113 115V113H112V111H110L109 112ZM165 114V113H164ZM169 114V113H168ZM33 115V116H34ZM39 115H41V113L39 114ZM65 115V114H64ZM167 115V114H166ZM14 116V115H13ZM16 116V115H15ZM23 116H20V117H23ZM36 116V115H35ZM46 116V115H45ZM45 116H43L44 118H46ZM145 116V115H144ZM147 116V115H146ZM145 116V117H146ZM230 116H231V118H232V120H234V118H233V116H232V114L230 113ZM3 117V118H2ZM12 117V116H11ZM30 117H32V116H30ZM47 117H49V116H47ZM53 117V116H52ZM106 117V116H105ZM207 117V116H206ZM2 118V119H1ZM13 118V117H12ZM14 118H16V117H14ZM13 118V119H14ZM32 118H34V117H32ZM49 118H51V117H49ZM168 118H169V116H168ZM10 119V118H9ZM19 119V118H18ZM36 119H40V117L38 118V116H36ZM42 119V118H41ZM146 119V118H145ZM148 119H150L149 118V116H148ZM148 119H147V121H148ZM166 119V118H165ZM11 120V119H10ZM16 120H17V118H16ZM16 120L14 119V123L16 124ZM33 120H35V118L33 119ZM43 120H46V119H43ZM56 120V119H55ZM122 120H127L128 121V119H124V118H122ZM18 121V120H17ZM21 121V122H22ZM48 121V120H47ZM54 121V120H53ZM53 121L51 120V122H50V124L51 123H53ZM146 121V122H147ZM208 121V120H207ZM2 122V124L5 126V120H4V122L3 121H1ZM6 122H8L7 120H6ZM20 122V121H19ZM26 121H24V123H25ZM30 122V121H29ZM43 122V121H42ZM132 122V121H131ZM149 122V121H148ZM151 123H152V121H150ZM234 122V121H233ZM242 122V124H244ZM14 123H13V126L14 127H16V125H14ZM26 123H28V122H26ZM25 123V124H26ZM32 123V122H31ZM61 123V122H60ZM158 123V122H157ZM208 123V122H207ZM8 124V123H7ZM10 124V123H9ZM12 124V123H11ZM22 124V123H21ZM20 124V125H21ZM43 124H44V122H43ZM54 125H55V123H53ZM53 124H51V125H53ZM124 124V123H123ZM148 124V123H147ZM153 124H155L154 122H153ZM17 125H18V123H17ZM20 125L18 126V127H20ZM28 125V124H27ZM65 125V124H64ZM137 125V124H136ZM145 124H142V127L144 126ZM149 125V124H148ZM206 125V124H205ZM234 125H235V127H236V129H237V131H238V133H239V135H240V138H241V140H242V143H243V145H244V147H245V150H246V153H247V155H248V158H249V161H250V163H251V166H252V168H253V172H254V174H255V176H256V178H257V180H258V182H259V185H260V187H261V189H262V192H263V194H264V185L262 184L263 182V175H264V170H262V169H260V168H264V167H260V164H258V165H256V164H254L253 163V160H252V157H251V155H250V151H249V149H248V146L251 148V146L249 145V143H247L248 144V146H246V144L244 143V140H243V138H242V136H241V133H240V129H239V127H238V125H237V123L235 124L234 123ZM237 125V126H236ZM24 126V127H23ZM46 126H48V127H50L48 124L46 125ZM57 126H58V124H57ZM61 126H62V124H61ZM120 127L122 126V125H119ZM152 126V125H151ZM158 126V125H157ZM156 126V127H157ZM6 127V126H5ZM10 127V128H9ZM9 127H7L8 129H10V130H12L11 129V126H9ZM13 127V128H14ZM17 127V128H18ZM22 128H26L25 127V125H23L22 124V126H21ZM66 127V126H65ZM124 126H122V128H123ZM155 127V128H156ZM7 128H5V129H7ZM21 128V129H22ZM50 128H53V126H51ZM49 128V129H50ZM58 128H60V127H58ZM57 128V129H58ZM126 129H127V127H125ZM145 128V127H144ZM143 128V130H145ZM150 128V127H149ZM159 128V127H158ZM1 129V128H0ZM8 129L6 130V132H5V130H4V133H7V132H10V131H8ZM27 129V128H26ZM26 129H24V130H26ZM152 129H153V127H152ZM152 129H150L151 131H152ZM213 129V130H214ZM53 130H55L54 128H53ZM142 129H140V131H141ZM154 130V129H153ZM158 130V129H157ZM1 132H2V130H0ZM126 131H128V130H126ZM21 132H22V130H21ZM23 132H27V131H23ZM38 132V131H37ZM122 132V131H121ZM160 132V131H159ZM159 132H158V134L157 135H159ZM163 133H164V131H162ZM40 133V132H39ZM150 133V132H149ZM157 133V132H156ZM3 134V133H2ZM11 134H13L12 132L8 135L9 137H10V135ZM130 134H131V132H130ZM147 134V133H146ZM152 134V133H151ZM162 134V133H161ZM4 135V134H3ZM6 135V134H5ZM39 135V134H38ZM74 135V134H73ZM128 135V134H127ZM153 136H155V134H152ZM13 136H15V135H13ZM17 136H18V133H17ZM20 136V135H19ZM18 136V137H19ZM62 136V135H61ZM124 136V135H123ZM129 136H131V135H129ZM141 136V135H140ZM142 137V136H141ZM141 137H139V138H141ZM144 137V136H143ZM149 137V136H148ZM150 137H152V136H150ZM245 137H246V135H245ZM1 138V137H0ZM77 138V137H76ZM80 138V137H79ZM94 138V137H93ZM93 138H91V146H92V144H94V141H95V138L93 139ZM127 138V137H126ZM147 138V137H146ZM4 139H5V137H4ZM19 139V138H18ZM21 139L22 140H18V141H16V142H13V143H16V144H13V143H11V144H13V145H15V146H12L11 148H9V149H7V148H5L6 150H2L1 148L2 147H0V173H2V170L3 171H5L6 169H7V166L9 165V157L7 158V157H5V155H6V153H8V152H11L12 151V157L13 156H15V152H20V154H22L23 152L22 151H28L29 150V148L31 147L32 148V145L34 146V144H30V139H28L26 136L25 137H21ZM32 139V138H31ZM123 139H124V137H123ZM132 138L130 137V140H131ZM150 139V138H149ZM261 139L264 141V137H263V131L261 132ZM83 140V139H82ZM102 140H103V138H102ZM127 140H128V138H127ZM147 140V139H146ZM52 141V140H51ZM79 141H80V139H79ZM89 141V140H88ZM129 141V140H128ZM127 141V142H128ZM5 142H6V140H5ZM32 142V141H31ZM41 142V141H40ZM83 142V141H82ZM142 142H143V140H142ZM248 142V141H247ZM1 144H4V143H2V142H0ZM8 143H9V141H8ZM49 143V142H48ZM60 143V142H59ZM118 143V142H117ZM140 143V142H139ZM71 144V143H70ZM87 144H88V142H87ZM142 144V143H141ZM141 144H138L140 147H141ZM146 144V143H145ZM258 144V142L256 141V144H255V146ZM76 145V144H75ZM86 145V144H85ZM118 145V144H117ZM122 145H125V144H122ZM121 145V146H122ZM127 145V144H126ZM4 146V145H3ZM11 146V145H10ZM46 146V145H45ZM87 146V145H86ZM97 146H98V144H97ZM129 146H131V145H129ZM7 147V146H6ZM37 147V146H36ZM77 147V146H76ZM75 147V148H76ZM124 147V146H123ZM122 147V148H123ZM137 148L138 149V146H134L133 147V145H132V148L130 147V148H128V150H130V149H133V148ZM162 147V146H161ZM166 147H169V145H167ZM253 147V146H252ZM4 148V147H3ZM119 148H120V143H119V147H116L115 146V143H108L107 142V140H106V143L104 142V144L102 145V151L103 152H105V153H107V154H111L110 156L111 157H109L108 155H101V154H99L100 156H102L101 157V160H97L95 163H97V165H89L88 167V172L90 173V174H92V175H95L94 177H95V179L93 180V181H91L90 183H91V185H94V187H96V188H98V186L99 187H104L105 186V189L103 188L102 190H104L105 192H107V195L105 194V193H103V194H105V196L104 197H106L105 198V200L103 201V203L101 202V204L99 205V207L97 206V208H99L98 210H99V212L100 213H102L103 215H105L106 213H109V214H107V215H110V212H109V209H110V204L112 205V203L113 204H116L117 203V205L119 204V206L121 205V207H123V205H124V203L126 202V201H124V203H123V205H122V203L121 202H123V200H125V199H127L128 200V198H126L127 197V194H126V196H125V194L122 196L121 195V192L123 193H125L126 191H128V190H130L129 189V182H130V178H136V175H135V172H138L139 174L137 175V178H136V180H138V185H142V187L143 186H147V187H151L152 189H153V186H152V184L154 185V182H152V181H154V180H157L158 178H160V177H162V176H160L163 172H158V175H159V173H160V177H158V178H156V179H154V180H152V177H151V180H150V177L148 176L149 175V172L148 171H150V169H151V166H153V165H151L152 163H153V160H149L148 161V159L146 158V157H144L143 155H141V156H139V157H141V158H137V156L135 157V159H138V161L136 162V163H138V165L135 167V166H133V171H135L134 173L132 172V170L131 169H129L130 171H131V174L129 173V175H127L126 173V175H124V174H122V172L120 171V169L122 168V169H125L123 166H124V163H120L119 161V164H116L117 163V161L116 162H114L113 160H114V158H113V156H115L116 154H117V152H118V150H119ZM121 148V149H122ZM126 148V147H125ZM135 148V149H136ZM150 148V147H149ZM36 149V148H35ZM37 149H40V148H37ZM70 149V148H69ZM72 149V148H71ZM84 149V148H83ZM120 149V150H121ZM136 149V150H137ZM159 149V148H158ZM31 150V149H30ZM82 150V149H81ZM86 150V149H85ZM125 150V149H124ZM134 150V149H133ZM139 150H140V148H139ZM138 150V151H139ZM160 150V149H159ZM167 150V149H166ZM169 150H171V149H169L168 148V153L170 152ZM256 152L258 153V154H263V163H264V148H263V146H259V147H256ZM77 151V150H76ZM137 151V152H138ZM152 151V150H151ZM162 151V150H161ZM163 151H164V148H163ZM17 152V153H18ZM37 152V151H36ZM42 152H44L43 150H42ZM49 152V151H48ZM52 152V151H51ZM122 152V151H121ZM126 152H127V150H126ZM136 152V153H137ZM142 152V151H141ZM160 152V151H159ZM27 153V152H26ZM58 153V152H57ZM71 153V152H70ZM105 153H102V154H105ZM120 153V152H119ZM119 153L117 154L118 156H122L123 157V154L122 155H119ZM123 153V152H122ZM138 153H140V152H138ZM142 153H144V152H142ZM158 153V152H157ZM9 154V153H8ZM19 154V156H21ZM31 154V153H30ZM36 154V153H35ZM53 154V153H52ZM51 154V155H52ZM74 154V153H73ZM151 154V153H150ZM149 154V155H150ZM161 154V153H160ZM172 154V150H171V152L168 154V155H171ZM23 155V154H22ZM34 155V154H33ZM33 155H31L32 156V159H33ZM48 155V154H47ZM81 155V154H80ZM86 155V154H85ZM116 155V156H117ZM147 155V154H146ZM149 155H147V156H149ZM173 155V154H172ZM171 155V156H172ZM17 156V155H16ZM16 156H15V158H16ZM57 156V155H56ZM70 157H71V155H69ZM96 156V155H95ZM115 156V157H116ZM143 156V157H142ZM27 157V156H26ZM43 157V156H42ZM45 157V156H44ZM46 157H49V156H46ZM61 157V156H60ZM75 157V156H74ZM73 157V158H74ZM120 157H119V159H120ZM121 157V158H122ZM152 157V156H151ZM150 157V158H151ZM167 157V156H166ZM173 157V156H172ZM172 157H170V158H172ZM25 158V157H24ZM28 158V157H27ZM26 158V161H28V159ZM53 158V157H52ZM58 158H59V156H58ZM58 158H56V159H58ZM64 158H66L65 156H64ZM72 158V157H71ZM94 158V157H93ZM98 158V157H97ZM100 158V157H99ZM125 158V156L123 157V159ZM131 158V157H130ZM149 158V157H148ZM154 158V157H153ZM157 158H159V156L157 157ZM16 159H19V158H16ZM16 159H14V160H16ZM38 159V158H37ZM37 159H35V160H37ZM39 159H40V157H39ZM50 159V158H49ZM76 159H77V157H76ZM80 159V158H79ZM94 159H96V158H94ZM116 159V158H115ZM134 159V158H133ZM156 159V158H155ZM163 159H165L166 160V162L168 161V163H167V171H168V166H170V169H172V168H175L176 167V163L174 162V160L173 159H169V158H164L163 157ZM3 160H5V161H3ZM20 160V159H19ZM46 160L47 161H50V162H45V160H42L41 162H39L40 164V167H38V168H47L48 169V167H46L47 165L49 166V169H48V171L50 170L51 172L53 171H55L56 169H58V168H62V167H64V166H62V167H60V165L61 164H59V163H56L55 161L56 160H48L47 158H46ZM62 160V159H61ZM78 160V159H77ZM117 160V159H116ZM127 161H128V159H126ZM23 161V160H22ZM33 161V160H32ZM38 161V160H37ZM36 161V162H37ZM59 162H60V160H58ZM57 161V162H58ZM68 161V160H67ZM71 161V160H70ZM79 161H81V159L79 160ZM78 161V163H80ZM83 161V160H82ZM94 161V160H93ZM129 161H130V159H129ZM128 161V162H129ZM155 161V160H154ZM12 162H14V161H11V163ZM16 163H17V161H15ZM19 162V161H18ZM25 162V161H24ZM63 162V161H62ZM65 163H66V161H64ZM69 162V161H68ZM77 162V161H76ZM152 162V163H151ZM158 161H156V163H157ZM26 163V162H25ZM34 163V162H33ZM61 163V162H60ZM72 163H73V161H72ZM72 163H70V164H72ZM74 163H75V161H74ZM84 163V162H83ZM130 163V162H129ZM128 163V164H129ZM162 165L161 166H164L165 167V165H166V163H165V165H164V162L162 163V162H160ZM194 163V162H193ZM14 164V163H13ZM12 164V165H13ZM18 164V163H17ZM19 164H20V162H19ZM63 164V163H62ZM76 164V163H75ZM85 164V163H84ZM83 164V165H84ZM127 164V165H128ZM11 165V164H10ZM9 165V166H10ZM22 165H24V164H22ZM82 165V166H83ZM126 165V167L128 168V166ZM131 166H132V164H130ZM156 165H158V166H156ZM155 166L157 167V169H160V167H159V164H156ZM18 166V165H17ZM67 166V165H66ZM70 166H72V165H70ZM69 166V167H70ZM193 166V165H192ZM14 168H15V166H13ZM68 167V166H67ZM78 167V166H77ZM80 168H81V166H79ZM84 167V166H83ZM83 167H82V169H83ZM135 167V168H134ZM159 167V168H158ZM4 168H6L5 170H4ZM9 168V167H8ZM12 168V167H11ZM20 168V167H19ZM23 168H25V167H23ZM31 168V167H30ZM86 170H87V167L85 166L84 167ZM131 168V167H130ZM148 168H150L149 170H148ZM192 168V167H191ZM28 169V168H27ZM63 169V168H62ZM76 169V168H75ZM78 169V168H77ZM156 169V168H155ZM37 170V169H36ZM39 170H41V169H39ZM59 170V169H58ZM58 170H56V171H58ZM79 170V169H78ZM127 170V169H126ZM128 170V172H130ZM152 170H154V168H152L151 169V172H152ZM173 170V169H172ZM34 171V170H33ZM43 171V170H42ZM47 171V172H48ZM56 171H55V174H56ZM59 171H61V170H59ZM77 171V170H76ZM82 171V170H81ZM80 170L78 171V172H81ZM85 171V170H84ZM83 171V172H84ZM157 171V170H156ZM155 171V172H156ZM159 171V170H158ZM161 171V170H160ZM163 171V170H162ZM175 171V170H174ZM9 172V170L7 171V173ZM40 172V171H39ZM51 172H48V173H51ZM52 172V173H53ZM63 172V171H62ZM67 172V171H66ZM83 172H81V174H83ZM87 172V171H86ZM85 172V174L86 175H88L87 173ZM126 172V171H125ZM154 172V171H153ZM152 172V173H153ZM170 173H169V175H171L172 174V172L173 171H169ZM196 172V171H195ZM4 174H6V172H3ZM10 173V172H9ZM28 173V172H27ZM44 173V172H43ZM43 173H41L40 172V174H36L37 176L38 175H40L41 177H43L42 176V174ZM150 173L152 176H153V174H155V173ZM32 174V176H33V173H31ZM30 174V175H31ZM47 174V173H46ZM54 174V173H53ZM64 174V173H63ZM66 174V173H65ZM64 174V175H65ZM89 174V175H90ZM166 174H168V172H166ZM1 175V174H0ZM14 175V174H13ZM27 175V174H26ZM25 175V176H26ZM34 175H35V173H34ZM44 175V174H43ZM51 175V174H50ZM74 176H75V174H73ZM84 175V174H83ZM165 175V174H164ZM12 176V175H11ZM18 176V175H17ZM29 176V175H28ZM32 176H29V177H32ZM52 176V175H51ZM58 175L56 174V177H57ZM62 176V175H61ZM60 176V177H61ZM66 176H68V175H66ZM73 176V177H74ZM77 176V175H76ZM79 176V175H78ZM167 176V175H166ZM175 176H176V174H175ZM179 176V175H178ZM2 177H3V174H2ZM29 177H26V179L24 178V180H16V182H17V185L14 187V189H16V190H20V192H21V194H19L20 192H18L17 194H16V196H15V194L13 195H10L9 197L11 198L12 197V199L14 198V199H19V202L21 203V202H23L22 204H20V205H22V206H20L21 208H19V209H21L22 210V208L24 207V208H26V212L23 214V213H20L21 212V210L19 211V210H17L20 214H21V216H20V214L18 213V212H16V208L17 207H15L14 209H15V211H14V209H13V207L11 208L12 210H10V212H8L7 211V209H6V213H5V217H6V214H9L11 217H13L10 221L12 222H10L9 223V221H8V219L7 218H5V220H7V222L9 223V225L10 226H8V225H6V226H8L9 228L8 229H10L9 230V235L8 234H4V235H7V236H1L0 235V264H15L14 263V261H16V260H13L12 258L14 257V255L17 253H19L18 254V256H20V257H22V259H23V261H22V264H31V263H33V260H34V256H32V252H33V250H35L36 251V249H37V244L40 242V243H44V245L43 246H45V244H51V242L54 244V242L52 241V240H55V241H59V243L60 244H67L68 243V239L67 238H64V235L67 233V230H65V229H61L62 231H60L59 230V228H63L62 227V225H63V223L61 222V224L59 223V222H56V220H55V222L57 223V225L55 224V226H54V224H53V226H51V224H50V222L52 221L53 222V220L54 219H61L63 216H65L66 215V217H67V221L66 222H75V213L76 212H74V213H72V214H68V212L67 211H65V209H66V207H68V208H70L71 207V205H76L78 208L80 207L81 208V205H82V203H81V205H80V203H79V201L78 202H71V201H67V200H65L64 198L62 199L61 198V196H55L54 194H51V193H46V192H48L47 190H48V188H49V186H51L52 184H50V183H54L55 184V181L54 182H51L52 181V179L51 178H47V180L45 179V181H43L42 183L40 182V181H38V182H40V183H34V181L36 180L35 178H37L36 176L34 177V178H31L33 181H31L30 179H29ZM44 177H46V176H44ZM48 177V176H47ZM50 177V176H49ZM54 178H56L55 176H53ZM82 177V176H81ZM87 177V176H86ZM155 176H153V178H154ZM157 177V176H156ZM194 177V176H193ZM197 177V176H196ZM8 178V177H7ZM15 178H17V177H15ZM40 178V177H39ZM39 178H37V179H39ZM59 178V177H58ZM62 178V177H61ZM64 178V177H63ZM63 178L62 179H60L59 178V180H63ZM67 178H70V177H67ZM84 178V177H83ZM176 179H177V177H175ZM174 178V179H175ZM180 178V177H179ZM13 179H14V177H13ZM19 179H20V177H19ZM40 179H42V178H40ZM71 179H73L72 178V176H71ZM76 179H78V178H76ZM87 179H89V178H87ZM86 179V180H87ZM93 179V178H92ZM2 180H4L5 181V179L3 178V179H1L0 180V183H1V181ZM9 180V179H8ZM8 180H6L7 182H8ZM43 180H44V178H43ZM50 181V183H49V181ZM53 180H55V179H53ZM65 180V179H64ZM69 181H70V179H68ZM80 180V179H79ZM79 180H77V181H79ZM84 180V179H83ZM128 180H129V182H128ZM200 180V179H199ZM6 181H5V183H6ZM12 180H10V182H11ZM18 181H19V183L20 184H18ZM22 181V182H21ZM68 181V183H70ZM82 181V180H81ZM121 181H124V184L122 185V186H120V185H118L119 184V182L121 183ZM74 183H75V181H73ZM73 182H71V184L73 183ZM80 182V181H79ZM79 182H77L78 183V188L79 187H81V186H79ZM84 182V181H83ZM88 181H86V183H87ZM134 182V181H133ZM156 182V181H155ZM179 182V181H178ZM203 182H205V181H203ZM5 183L4 184H0V187H1V189L3 188V187H5L6 185H5ZM62 183V182H61ZM94 183V184H93ZM118 183V184H117ZM123 183V182H122ZM166 183H168L167 181H166ZM165 183V181H164V184H166ZM197 183V182H196ZM10 184V183H9ZM12 185H13V183H11ZM16 183H14V185H15ZM39 184V185H38ZM59 184V183H58ZM58 184H56V186L58 185ZM66 184V183H65ZM84 184V183H83ZM159 184V183H158ZM163 184V185H164ZM169 184H170V182H169ZM4 185V186H3ZM62 185V184H61ZM68 185V184H67ZM74 185V184H73ZM72 185V187L74 188L75 186H76V184H75V186H73ZM90 185V184H89ZM91 185H90V188L92 189L93 188V186L91 187ZM137 185V186H138ZM140 185V186H141ZM156 185V184H155ZM180 185V184H179ZM10 186V185H9ZM8 186V187H9ZM63 186H64V183H63ZM69 186V185H68ZM71 186V185H70ZM69 186V187H70ZM88 186V185H87ZM133 186H134V184H133ZM157 186V185H156ZM159 186V185H158ZM158 186H157V188L156 189H158ZM166 186V185H165ZM191 186V185H190ZM198 186V185H197ZM54 188H56L55 187V185L53 186ZM60 187H62V186H60ZM59 187V189H61ZM67 187V186H66ZM65 187V188H66ZM69 187L67 188V189H69ZM120 187L122 188L123 187V191L122 190H120ZM145 187H143V188H145ZM161 188H162V186H160ZM173 187V186H172ZM194 187V186H193ZM196 187V186H195ZM202 187V186H201ZM200 187V189H203V188H201ZM58 188V187H57ZM57 188H56V191H57ZM89 188V187H88ZM95 188V189H96ZM161 188H160V192H162V193H160V194H162V196L160 195V194H158L159 196H161V200H162V197L164 198V199H166V198H170V199H172L173 201H174V203L175 202H177V209H175V211H172V210H170V211H172L173 213L175 212L176 214H173L172 212L170 213V215L168 216V214H167V212H166V214L167 215H164L165 214V212H162L163 210H162V208H161V210L159 209V208H157V209H155L156 207H158V206H156L155 208H154V210H157L158 211V209H159V211H160V213L162 212L163 214H160V219L158 220H156L155 222H153L152 220H151V218H146L147 220H145L144 222L142 221L141 222V224H137V223H132V224H130L129 223V221H128V223L130 224V226H127V227H125L123 230H125V231H123V233H124V235H123V237L122 238H120L121 240L118 242L116 239L117 238H115V236L112 234V232L110 233V235H107V236H100L99 238H97V240H95V244H91V245H95V247L94 246H92L93 247V249L95 248L97 251H99V253H97V252H95V254H96V258L97 259H100V260H102V263L103 264H143V262L146 260L145 258V260L144 261H142V258L143 257H147L148 259H147V263L148 264H190V262L191 261H194L195 262V264H197L196 263V261L195 260H189V262L188 263H186L187 261H186V259H188L189 258V256L190 255H194L195 254V250H193V251H189L188 250V252L187 253H183V251L184 252H186L187 251V249H185L184 250V248L186 247V246H188V244H189V241H190V239L192 238V236H191V234L190 233H186V231H192L193 229H190L191 227H187V226H189V224H182L184 221H185V219H184V217H183V221H182V217L180 218H178V219H176L178 216H183V213L185 212V210H187L186 208H187V206L186 205H188L187 203H189V201H188V199L186 200V198H185V192L187 191H185V192H183L184 190L182 189V191H181V189H178V187H174L175 189H162V191H161ZM166 188H167V186H166ZM0 189V190H1ZM50 189V188H49ZM51 189H52V187H51ZM64 189V188H63ZM62 189V190H63ZM77 189V188H76ZM94 189V188H93ZM98 189H100V188H98ZM128 189V190H127ZM154 189H155V186H154ZM199 189V190H200ZM10 190V189H9ZM13 190V189H12ZM15 190V191H16ZM65 190V189H64ZM63 190V191H64ZM74 189H72V191H73ZM140 190V189H139ZM143 190V189H142ZM149 190H150V188H149ZM148 190V191H149ZM158 190H155V192L156 191H158ZM2 191V190H1ZM0 191V192H1ZM5 191V190H4ZM49 191H51V190H49ZM53 191H55V190H53L52 189V192ZM70 191H71V188H70ZM86 191V190H85ZM94 191H96V190H94ZM202 192H204L205 194H206V191H204V190H201ZM65 192H67V190L65 191ZM69 192V191H68ZM74 192H76L78 195L80 194V192H81V189H80V192H79V190H74ZM79 192V193H78ZM92 192V191H91ZM102 192V191H101ZM139 192V191H138ZM135 193L136 195L137 194H140V192L139 193ZM144 192H145V189H144ZM144 192H142L143 194H146V193H144ZM146 192H147V190H146ZM202 192H201V194H202ZM2 193V192H1ZM56 193V192H55ZM72 193V192H71ZM83 193V191L81 192V194ZM85 193V192H84ZM95 194H96V192H94ZM98 193V192H97ZM148 193H152L151 194V197H152V195H153V190L151 191V192H148ZM157 193V192H156ZM199 193V192H198ZM203 193V194H204ZM19 194V195H18ZM65 194H67V193H65ZM69 194H70V192H69ZM201 194H200V196H201ZM204 194V195H205ZM61 195V194H60ZM72 195V194H71ZM70 195V196H71ZM88 195H90L89 194V189H88ZM94 195V194H93ZM100 195V194H99ZM148 195V194H147ZM158 195H157V197H158ZM209 195V194H208ZM207 195V196H208ZM77 196V195H76ZM81 196V195H80ZM83 196V195H82ZM87 196V195H86ZM91 196H92V193H91ZM95 196V195H94ZM144 195H142V197H143ZM154 196H156V194L154 195ZM186 196H188V195H186ZM211 196V195H210ZM4 197V196H3ZM6 197V196H5ZM19 197V198H18ZM73 197V196H72ZM75 197V196H74ZM73 197V198H74ZM85 197V196H84ZM83 197V198H84ZM89 198H90V196H88ZM93 197V196H92ZM100 197V196H99ZM99 197H98V199H99ZM101 197H103V196H101ZM100 197V198H101ZM121 199H120V198ZM129 197H130V195H129ZM145 197H147V196H145ZM203 197V196H202ZM111 199V200H117V201H115V203L114 202H110V200H106V199ZM141 198V197H140ZM139 198V199H140ZM150 198V197H149ZM154 198V197H153ZM156 198V197H155ZM205 198V197H204ZM204 198H203V200H204ZM2 199V198H1ZM5 199H7L8 200V198L6 197V198H4V200ZM69 199V198H68ZM76 199V198H75ZM80 199H81V197H80ZM85 199V198H84ZM102 199H104V198H102ZM119 199L120 200H122L121 202L119 201ZM131 200L133 199V198H130ZM142 199V198H141ZM145 199V198H144ZM158 200L157 201H160V202H163V201H165V200H159V198H157ZM207 199V198H206ZM3 200V199H2ZM3 200V201H4ZM7 200H6V202H7ZM76 200H78V199H76ZM82 200V199H81ZM87 200V199H86ZM91 201H92V198L90 199ZM89 200V201H90ZM130 200V201H131ZM143 200V199H142ZM167 200V199H166ZM171 200V201H172ZM15 201V200H14ZM82 201H85V200H82ZM82 201H80V202H82ZM99 201H100V199H99ZM102 201V200H101ZM119 201V202H118ZM145 201V203H146V201H148V200H144ZM186 201H188L187 203H186ZM12 203H13V201H11ZM16 202V205L15 206H17V201H15ZM128 202H129V200H128ZM132 202V201H131ZM133 202H134V200H133ZM138 201H136V203H137ZM141 202H143V201H141ZM149 202H151V201H149ZM149 202H147L146 204L144 203H142L143 205H140L139 207H141V206H144L143 208H150L151 207V209L153 210V207H152V202L151 203H149ZM160 202H158V203H160ZM169 202V201H168ZM168 202H164V203H167L168 204ZM210 202V201H209ZM88 203V202H87ZM93 201H92V205H93ZM100 203V202H99ZM121 203V204H120ZM127 203V202H126ZM153 203H155V202H153ZM173 203V202H172ZM83 204H85V202L83 203ZM141 204V203H140ZM150 204H151V206H150ZM156 204V203H155ZM160 204H162V207H163V209H165L166 211L169 209V204H168V207H167V204H166V206H165V204H164V206H163V203H160ZM160 204H158L159 206H160ZM5 205V204H4ZM8 205H10V204H8ZM19 205V204H18ZM85 205H87V204H85ZM92 205H91V207H92ZM125 205H128V204H125ZM124 205V206H125ZM134 205V204H133ZM136 205H139V202H138V204H136ZM173 205V204H172ZM175 205V206H176ZM10 206H12V205H10ZM55 206H57V207H60L59 208V210H56V209H58V208H54ZM70 206V207H69ZM113 206V205H112ZM111 206V207H112ZM118 206V207H119ZM174 206V205H173ZM83 207H86V206H84L83 205ZM88 207V206H87ZM116 207V206H115ZM115 207H112L111 209H113V208H115ZM210 207V206H209ZM8 208V207H7ZM64 208V209H63ZM72 208H74V207H72ZM72 208H70L71 210H72ZM77 208V209H78ZM117 208V207H116ZM115 208V209H116ZM128 208V207H127ZM143 208H141V210H144ZM147 208H146V210H147ZM189 208V207H188ZM208 208V207H207ZM214 208V207H213ZM1 209V208H0ZM55 209V210H54ZM84 209V208H83ZM89 209V208H88ZM91 209V208H90ZM94 209V208H93ZM118 209H120V208H118ZM124 209V208H123ZM122 209V210H123ZM133 209H135V208H133ZM170 209H171V207H170ZM206 209V208H205ZM210 209V208H209ZM212 209V208H211ZM9 210V209H8ZM66 210H68V211H70L69 209H66ZM137 210V209H136ZM146 210H144L145 212H146ZM164 210V211H165ZM2 210H0V212H1ZM12 211V212H11ZM23 212L25 211V210H22ZM52 211L54 212L55 211V214H53L52 213ZM78 211H79V209H78ZM87 211V210H86ZM85 211V212H86ZM116 211L117 212H115L114 213V216H112V217H114L115 218V220H116V222H118L117 220L120 218V217H122V216H115V215H117L119 212L120 213H122L121 212V210L120 211H118L117 209H116ZM128 211V210H127ZM126 211V212H127ZM133 211V210H132ZM138 211V210H137ZM188 211V210H187ZM210 211H213V210H210ZM210 211H208V213L210 214ZM220 211V210H219ZM219 211H217V212H219ZM71 212V211H70ZM91 212V211H90ZM98 212V211H97ZM98 212V213H99ZM111 212H113V211H111ZM139 212V211H138ZM214 213H216L215 211H213ZM213 212H211V213H213ZM4 213V212H3ZM3 213H1V214H3ZM98 213H97V215H98ZM129 213V212H128ZM137 213V212H136ZM141 213V212H140ZM142 213H143V211H142ZM147 213H148V210H147ZM149 213H153L152 211L150 212L149 211ZM220 213V212H219ZM101 214V215H102ZM113 214V213H112ZM111 214V215H112ZM145 214V213H144ZM156 214H158L156 211H155V215ZM181 214V215H180ZM185 214H186V212H185ZM188 214L189 213H187L186 215H187V218H188ZM204 214H206V212L204 213ZM217 214V213H216ZM79 215V214H78ZM119 215H122V214H119ZM124 215V214H123ZM126 215V214H125ZM128 215V214H127ZM131 215L133 216V214L131 213ZM131 215H129L130 217H131ZM147 215V214H146ZM150 215V214H149ZM149 215H147L148 217H149ZM152 215H154V214H152ZM152 215H150V216H152ZM154 215V216H155ZM207 215V214H206ZM215 215V214H214ZM3 216V217H4ZM9 216V217H10ZM139 216V215H138ZM141 216H143V217H145L144 215H141ZM146 216V217H147ZM159 216V215H158ZM167 216V217H166ZM192 216H193V214H192ZM192 216H190V217H192ZM210 216H211V214H210ZM209 216V217H210ZM218 216V215H217ZM8 217V216H7ZM96 217V216H95ZM106 217V216H105ZM108 217V216H107ZM128 217V216H127ZM126 217V218H127ZM134 217V216H133ZM214 217V216H213ZM215 217H216V215H215ZM214 217V219H217V218H215ZM1 218H2V215H1ZM18 218V219H17ZM20 218V219H19ZM21 218H24L23 220L21 219ZM52 218H54V219H52ZM101 218V217H100ZM154 218V217H153ZM156 218H158V217H156ZM186 218V217H185ZM212 218V217H211ZM77 219H79V218H76V220ZM111 220H112V218H110ZM141 219V218H140ZM139 219V220H140ZM144 219V218H143ZM162 219V220H161ZM180 219V220H179ZM214 219H213V222H214ZM90 220V219H89ZM110 220V221H111ZM115 220H113V221H115ZM131 220V219H130ZM137 220V219H136ZM152 222H151V221ZM154 220V219H153ZM187 220V219H186ZM193 220V219H192ZM253 220V219H252ZM22 221V222H21ZM78 221H80V220H78ZM108 222V224L110 223V225H109V227H108V224H107V226H106V229H105V231L107 232V230L108 231H112L113 230V228L112 227H114L115 226V224H114V222ZM123 221V220H122ZM174 221H176L177 223H175ZM190 221V220H189ZM216 221V223H217V220H215ZM3 221H1V223H2ZM65 222V223H66ZM95 222V221H94ZM186 222V221H185ZM184 222V223H185ZM193 222V221H192ZM1 223H0V226H2L1 225ZM6 223V222H5ZM77 223V222H76ZM81 223V222H80ZM126 223H127V221H126ZM189 223V222H188ZM191 223V222H190ZM195 223V222H194ZM7 224V223H6ZM68 224V223H67ZM97 224V223H96ZM176 225V224H178V225H176L177 226V230H175L176 231V233L173 231L174 229H170L169 227V225ZM193 224V223H192ZM209 224V223H208ZM95 225V224H94ZM99 225V224H98ZM104 225V224H103ZM124 225V224H123ZM122 225V228L124 227ZM126 225V224H125ZM195 225V224H194ZM193 225V226H194ZM210 225V224H209ZM66 226H68V225H66ZM74 226V230H75V228H76V230L74 231L73 230V235H72V239L75 241L77 238H78V240H79V236H81V233H80V227L78 228L75 224L73 225ZM84 226H86V225H84ZM120 226V225H119ZM169 226V227H168ZM178 226H180V227H178ZM216 226V225H215ZM214 226V227H215ZM5 227V226H4ZM103 227H105V226H103ZM174 227V226H173ZM196 227V226H195ZM1 228V227H0ZM2 228H3V226H2ZM36 228H40V231L39 232H37V230H36ZM82 228V227H81ZM84 228V227H83ZM115 228V227H114ZM194 228V227H193ZM6 230H8L7 228H5ZM188 229V230H187ZM197 229H199V228H197ZM2 231L4 230V229H1ZM5 230V231H6ZM90 230V229H89ZM180 230L182 231V232H180ZM196 230V229H195ZM70 232H71V230H69ZM104 231V232H105ZM204 231V230H203ZM1 232V231H0ZM4 232V231H3ZM11 232V233H10ZM178 232V233H177ZM179 232H180V234L181 233H185L186 234V236L185 237H187L188 236V234L190 235V239L188 238V240L186 239H182L181 237H183L184 235H182L181 237L179 236ZM208 232V231H207ZM36 233H40V235H41V240L39 239V238H37L36 237ZM90 233H92V231L90 232ZM103 233V232H102ZM122 233V234H123ZM205 233V232H204ZM69 234V233H68ZM99 234V233H98ZM101 234V233H100ZM99 234V235H100ZM112 234V235H111ZM137 234H142V235H144V237H146V238H151L149 241V243H150V245L151 246H153V248L155 249V251L156 250H158V252H155V253H151L150 254V252H146L145 250L144 251H142L139 247H141L140 245H139V247H137V245H138V243H137V245L135 244V242H137V241H130V239L131 238H133V240L134 239H137L136 238V236H137ZM92 235V234H91ZM94 235V234H93ZM225 235H226V233H225ZM66 236H67V234H66ZM211 236V235H210ZM223 236V235H222ZM37 238V240H35L36 238ZM70 237V236H69ZM68 237V238H69ZM93 237V236H92ZM102 237V238H101ZM135 237V238H134ZM143 237V236H142ZM185 237H183V238H185ZM189 237V236H188ZM202 237V236H201ZM83 238V237H82ZM119 238V237H118ZM195 238V237H194ZM228 239H229V237H227ZM39 239V240H38ZM52 239V240H51ZM90 239V238H89ZM143 239H145V238H143ZM227 239V240H228ZM232 239V238H231ZM262 239V240H263ZM43 240V241H42ZM132 240V239H131ZM140 240H142L141 239V235H140ZM206 240V239H205ZM208 240V239H207ZM70 242L72 241V240H69ZM80 241H82V240H80ZM146 241H147V239H146ZM194 241V240H193ZM199 241V240H198ZM197 241V242H198ZM230 241V240H229ZM38 242V243H37ZM86 242V241H85ZM88 242V241H87ZM87 242H86V244H87ZM90 242V241H89ZM138 242H140V241H138ZM143 242V241H142ZM226 242V241H225ZM263 242H264V240H263ZM37 243V244H36ZM55 243H57V242H55ZM76 243V242H75ZM81 243V242H80ZM111 243H115L114 245L112 244V246H113V248L115 247V245H117L118 247L116 248V249H112V247H111V249H109L110 248V246H111ZM149 243H147V244H149ZM218 243V242H217ZM234 243V242H233ZM129 244H130V246H129ZM231 244V243H230ZM236 244V243H235ZM238 244V243H237ZM240 244V243H239ZM42 245V244H41ZM204 245V244H203ZM243 245V244H242ZM52 246V245H51ZM53 246H60L59 244L58 245H53ZM73 246V245H72ZM76 246V245H75ZM78 246V245H77ZM80 246V245H79ZM78 246V247H79ZM88 246V245H87ZM190 246V245H189ZM195 246V245H194ZM224 246V245H223ZM46 247V246H45ZM48 247H50V245L48 246ZM56 247V249H58ZM63 247H64V245H63ZM62 247V248H63ZM66 247L67 246H65L64 248V250L66 251L67 249H66ZM78 247H76V248H78ZM182 247H184L183 249H182ZM238 247V246H237ZM19 248H23V250L22 251H20V250H17V249H19ZM36 248V249H35ZM40 248V247H39ZM67 248H69V247H67ZM145 248V247H144ZM186 248H188V247H186ZM191 248H192V246H191ZM191 248H190V250H191ZM195 248H196V246H195ZM194 247H193V249H195ZM219 248V247H218ZM235 248V247H234ZM25 249V250H24ZM44 249H47L46 250V252L48 251V248H44ZM53 249H54V247H53ZM75 249V248H74ZM73 249V250H74ZM108 249V250H107ZM181 249V250H180ZM198 248H196V250H197ZM220 249V248H219ZM218 249V250H219ZM242 249V248H241ZM38 250V249H37ZM42 251H40V249L38 250V251H40V252H44L43 254H46L47 255V253L45 252V251H43V249H41ZM61 250V252H62V249H60ZM60 250H59V253H60ZM70 250V249H69ZM72 250V249H71ZM70 250V252H72ZM85 250V249H84ZM152 250V249H151ZM183 250V251H182ZM202 250V249H201ZM215 250H216V248H215ZM233 250V249H232ZM37 251V252H38ZM54 251V250H53ZM58 251V250H57ZM75 251V250H74ZM77 251V250H76ZM86 251V250H85ZM154 251V250H153ZM152 251V252H153ZM180 251H182V253L180 252ZM199 250H197L196 251V254H198L197 252H198ZM203 251V250H202ZM202 251H200L199 253H201ZM210 251V250H209ZM221 251V250H220ZM40 252H38V253H40ZM51 253H54V252H52V251H50ZM68 252V251H67ZM66 252V253H67ZM80 252V251H79ZM79 252H77L78 254H79ZM225 252V251H224ZM231 252V251H230ZM34 253V252H33ZM38 253L37 254H35L34 253V255H36V256H38ZM64 253V252H63ZM206 253V252H205ZM204 253V254H205ZM16 254V255H17ZM41 254V253H40ZM39 254V255H40ZM69 254V253H68ZM67 254V255H68ZM71 254H75L74 252L73 253H71ZM85 254H87L86 252H85ZM93 254V253H92ZM212 254V253H211ZM82 255H84V254H82ZM87 255H89V254H87ZM86 255V256H87ZM198 255H202V254H198ZM35 256V257H36ZM47 256H50V255H47ZM59 256V258L61 259V258H63V257H60L61 255H58ZM64 256V255H63ZM80 256V255H79ZM205 256V255H204ZM224 256V255H223ZM16 257V256H15ZM41 257V256H40ZM52 257V256H51ZM50 257V258H51ZM55 257V256H54ZM65 257V256H64ZM191 257V256H190ZM209 257H210V254H209ZM228 257V256H227ZM38 258V257H37ZM53 258V257H52ZM68 258V257H67ZM81 258V257H80ZM39 259H41V258H39ZM58 259V258H57ZM64 259H66V258H64ZM73 259V258H72ZM78 259V258H77ZM91 259V258H90ZM94 259V258H93ZM190 259V258H189ZM193 259V258H192ZM199 259V258H198ZM207 259H208V261H209V259L210 258H208L207 257ZM53 260V259H52ZM74 260V259H73ZM154 260V262L152 263V261ZM197 260V259H196ZM205 260H206V258H205ZM221 260V259H220ZM39 261H41V260H39ZM48 261H50V260H48ZM55 263L58 261H55V260H53ZM60 261H62V260H60ZM67 261V260H66ZM75 261V260H74ZM198 261V260H197ZM200 261V260H199ZM203 262H202V264H204L206 261H204V260H202ZM213 261V260H212ZM211 261V262H212ZM64 262V261H63ZM68 262H70V261H68ZM80 262V261H79ZM83 262V261H82ZM85 262V261H84ZM114 262H116V263H114ZM194 262H191L192 264H194ZM210 262V261H209ZM209 262H206L207 264H209ZM219 262V261H218ZM34 263H36L35 262V260H34ZM54 263V264H55ZM60 263V262H59ZM74 263V262H73ZM146 262H144V264H145ZM199 263V262H198ZM228 263V262H227ZM42 264V263H41ZM45 264V263H44ZM50 264V263H49ZM58 264V263H57ZM87 264V263H86ZM199 264H201V263H199ZM211 264V263H210ZM213 264V263H212ZM215 264H216V262H215ZM221 264H223V263H221Z\"/></svg>", "mask_w": 264, "mask_h": 264}, {"label": "built area", "instance_id": "built-area-1", "mask_svg": "<svg viewBox=\"0 0 264 264\" xmlns=\"http://www.w3.org/2000/svg\"><path fill=\"white\" fill-rule=\"evenodd\" d=\"M60 46L67 51L73 73L97 110L113 101L124 119L146 111V81L137 52L121 40L111 22L106 28L93 11L104 8L102 0H42ZM106 12V11H105ZM96 113V112H94Z\"/></svg>", "mask_w": 264, "mask_h": 264}, {"label": "water", "instance_id": "water-1", "mask_svg": "<svg viewBox=\"0 0 264 264\" xmlns=\"http://www.w3.org/2000/svg\"><path fill=\"white\" fill-rule=\"evenodd\" d=\"M166 10L184 44L212 115L244 184L251 204L264 230V194L253 172L245 147L222 98L219 87L200 47L190 20L180 0H164ZM94 17L104 27H110L103 8L94 10ZM132 40L126 43L131 44Z\"/></svg>", "mask_w": 264, "mask_h": 264}]
</instances>
